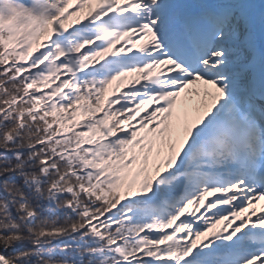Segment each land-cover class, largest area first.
Masks as SVG:
<instances>
[{
  "label": "snow or ice",
  "instance_id": "1",
  "mask_svg": "<svg viewBox=\"0 0 264 264\" xmlns=\"http://www.w3.org/2000/svg\"><path fill=\"white\" fill-rule=\"evenodd\" d=\"M0 264H264V0H0Z\"/></svg>",
  "mask_w": 264,
  "mask_h": 264
}]
</instances>
